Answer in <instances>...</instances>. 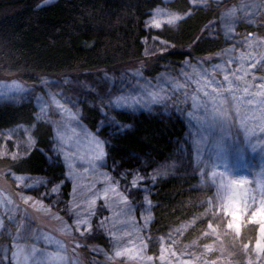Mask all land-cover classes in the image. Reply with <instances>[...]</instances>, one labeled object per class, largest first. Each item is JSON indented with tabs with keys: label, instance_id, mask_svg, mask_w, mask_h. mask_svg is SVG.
Segmentation results:
<instances>
[{
	"label": "rangeland",
	"instance_id": "obj_1",
	"mask_svg": "<svg viewBox=\"0 0 264 264\" xmlns=\"http://www.w3.org/2000/svg\"><path fill=\"white\" fill-rule=\"evenodd\" d=\"M172 1L145 22L140 67L27 80L0 44V105L34 108L32 124L0 132V264H20L27 250L48 255L47 264H264L259 217L251 222L264 201V0H188L191 11H216L202 34L222 45L174 66L156 62L174 50L163 31L189 15L170 10ZM242 25L262 32L240 33ZM205 92L226 97L223 110ZM85 109L97 113L93 125ZM257 109L258 127L245 130ZM122 115L173 119L183 132L165 158L133 155L122 166L111 157L114 139L134 129ZM38 125L50 131L44 157L62 169L56 180L19 170L36 149ZM170 176L196 180L203 211L152 236L156 185ZM234 204L244 209L239 233L228 227ZM198 225L197 238L186 240ZM247 228L253 236L243 241Z\"/></svg>",
	"mask_w": 264,
	"mask_h": 264
},
{
	"label": "trees",
	"instance_id": "obj_2",
	"mask_svg": "<svg viewBox=\"0 0 264 264\" xmlns=\"http://www.w3.org/2000/svg\"><path fill=\"white\" fill-rule=\"evenodd\" d=\"M36 2L0 0V44L6 56L15 55L16 70L27 80L45 75L91 76L123 67H140L142 39L147 35L145 22L155 8L164 5L163 0H58L40 6ZM166 6L172 11H188L189 15L176 29L163 31L162 36L172 42L174 50L156 62L174 66L187 58L210 57L221 48V42L202 34L216 11H191L188 0H173ZM238 30L246 34L262 32L246 25ZM157 70L151 66L147 73L154 75ZM85 111L87 122L93 125L97 113ZM33 112L31 104L0 105V132L32 124ZM120 119L132 122L134 129L114 139L111 157L126 167L133 165V155L156 161L165 158L171 152V143L183 132L182 123L173 119L165 121L145 115L134 119L122 115ZM35 129L36 149L19 170L56 180L62 169L49 166L44 157L50 131L42 125ZM195 181L170 176L157 183L152 236L164 234L181 221L201 214L202 200L193 188ZM199 227L188 232L186 240L197 238ZM252 229L243 231V241L253 236Z\"/></svg>",
	"mask_w": 264,
	"mask_h": 264
},
{
	"label": "snow or ice",
	"instance_id": "obj_3",
	"mask_svg": "<svg viewBox=\"0 0 264 264\" xmlns=\"http://www.w3.org/2000/svg\"><path fill=\"white\" fill-rule=\"evenodd\" d=\"M157 27H159V25H157ZM225 79H227V77H225ZM217 88H219V85H217ZM213 91L215 92V91H217V89H213ZM204 95L205 96H209L211 102L214 105H220L221 110H223V104L227 100L226 97H223L222 94L217 95L215 97H212L211 94L207 93V92H205ZM233 99L235 100L236 98L233 97ZM237 103H239V102L237 101ZM100 155L102 156L103 152H101ZM247 207H250V205L245 203V208H247ZM243 211H244V209L240 208L239 204H234V205H230L229 206V211L226 213L227 215H230L232 217V221H233V222H230L228 224V227L229 228L235 227L237 233H239V229H240V224H239V221L241 219V215L240 214L243 213ZM251 215H252V221L251 222H253V223H255L257 221V217H259V220H260V223H261L260 232L262 234H264V201L260 202L259 208L253 210ZM210 227H211V225H210ZM256 247L258 249H260L261 248V244L257 243ZM117 255H120V253L117 252Z\"/></svg>",
	"mask_w": 264,
	"mask_h": 264
},
{
	"label": "bare ground",
	"instance_id": "obj_4",
	"mask_svg": "<svg viewBox=\"0 0 264 264\" xmlns=\"http://www.w3.org/2000/svg\"><path fill=\"white\" fill-rule=\"evenodd\" d=\"M261 104H262V102H260ZM254 104H252V106H253ZM251 107V106H250ZM253 109H255V107H253ZM251 111V113H252V118H253V120H254V122H253V124L255 123L256 125L255 126H252V125H249V124H252V122L249 120V124H245L244 125V129L245 130H247V131H251V132H253V130H256V128L258 127V125H259V117H260V113H258L259 112V110L257 109V110H255V112H253L254 110H250ZM250 113V114H251ZM215 154V153H214ZM216 155H218V154H216ZM219 168V167H218ZM214 174H217L216 172H213V174L212 175H214ZM217 182V184L216 185H218L219 187H221L222 189H221V191L222 192H225L226 191V184L223 182V184H221L220 182H219V178H217L216 180H215V183ZM30 253H29V251L27 250V251H25L24 252V258H18V263H20V264H47L48 263V255H44V254H37L36 256V258H35V256H33V255H29ZM21 257H22V255H21ZM33 257L35 258V261H32L33 260ZM20 259H22V260H20ZM52 259H54V258H52ZM28 260V261H27ZM30 260H31V263H30ZM36 260H38V263H36ZM50 263V262H49Z\"/></svg>",
	"mask_w": 264,
	"mask_h": 264
}]
</instances>
